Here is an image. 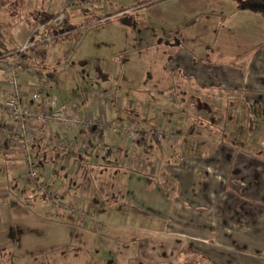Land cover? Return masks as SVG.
I'll return each instance as SVG.
<instances>
[{
  "label": "crops",
  "instance_id": "0c3cea01",
  "mask_svg": "<svg viewBox=\"0 0 264 264\" xmlns=\"http://www.w3.org/2000/svg\"><path fill=\"white\" fill-rule=\"evenodd\" d=\"M155 1L137 6L135 0L118 13L143 11L145 48L165 44L158 48V80L240 94L246 105L264 111V18L234 10V0ZM102 66L98 91L118 71L112 60ZM122 75L114 94L127 107L108 112L114 126L141 115V98L131 106L124 98L133 95ZM82 97L60 102L48 82L46 99L31 104L71 106L82 118L105 116L102 106ZM138 121L153 128L150 119ZM52 129L53 140L66 136L68 142L50 148L44 133L33 145L45 181L64 187L65 201L88 199L102 224L96 231L83 228L69 214L55 216L43 196L25 192V154L10 139L0 140V264H188L186 256L192 264H264V162L221 138L194 137L193 126L184 133L177 121L169 150L140 146L119 132L95 137V131Z\"/></svg>",
  "mask_w": 264,
  "mask_h": 264
},
{
  "label": "rangeland",
  "instance_id": "374dc122",
  "mask_svg": "<svg viewBox=\"0 0 264 264\" xmlns=\"http://www.w3.org/2000/svg\"><path fill=\"white\" fill-rule=\"evenodd\" d=\"M121 1L11 0L15 2V7L9 5L0 9V43H4L9 48H18L29 38L42 34L43 30H48L49 25L42 29L41 25L32 24L38 14L45 12L57 13V16L64 14L65 19L68 16L71 23L78 27L77 35L71 38L66 36L57 40L52 39L48 43L45 49L47 53L50 52L54 64L46 63L52 68L51 70L32 67V60L30 61L32 69L44 74L51 93L55 94L60 102L65 100L76 102L80 94L98 91L100 84L96 80L103 78L102 64L112 60L116 65L113 68L118 70L114 77L115 81L107 82L108 84L100 89L103 92H112L111 98L109 94L103 101L105 118H108L110 110L118 115L121 107H127L125 104H119L114 94V83L122 84L123 75L121 79L119 77L123 70L127 79L125 83L131 87L130 93L133 96H124V91L122 95L124 98L127 97L130 106L131 101L134 100L135 104L136 99L142 100V105L139 107L140 117H131L130 120L123 115L127 118L126 124L130 123L139 127L141 131H148L155 140L151 135L153 132L163 125L167 129L173 128L174 121L175 123L177 121L184 133L193 126L194 137L221 138L251 155L252 158L264 162V111L261 107L257 106L255 114L252 115L248 105L240 99L242 98L240 94L216 91L205 93L193 84L178 78L176 81L167 78L158 80L161 69L159 61L163 58L158 56L160 51L158 48L165 44L156 41L152 43L153 46L148 45L149 47L145 48L147 45H144L139 35L143 28L141 20L143 11L134 9L133 12L120 14L118 12L121 9L130 10L129 6L135 3V0H127L128 2L125 1L123 4ZM232 4L235 6L234 10L244 11L247 14L252 12L259 17L264 15V2L234 0ZM94 11L96 15L92 16L95 14ZM125 26L127 31L123 29ZM160 92L164 95H159ZM145 94L147 95L143 97ZM143 115L149 116L146 118L150 119L152 129H143L138 121L147 120ZM199 122L206 126L201 128ZM174 140L172 139L169 147L165 149L160 145L159 147L169 150ZM91 224L79 225L96 231L98 227L92 228ZM185 258L188 264L194 262L191 257Z\"/></svg>",
  "mask_w": 264,
  "mask_h": 264
},
{
  "label": "built area",
  "instance_id": "2783aa9c",
  "mask_svg": "<svg viewBox=\"0 0 264 264\" xmlns=\"http://www.w3.org/2000/svg\"><path fill=\"white\" fill-rule=\"evenodd\" d=\"M64 21L65 16L61 14L48 25L59 26ZM44 27L42 26V29ZM33 37L29 38L9 57L0 58V140L10 139L14 148L22 150L25 154L24 172L20 177L25 192L43 196L48 208L57 217L64 218L69 214L67 216L75 217L80 225L92 223V228L99 227L101 221L90 209L88 199L65 201L66 189L56 183L45 181V174L34 160L33 145L45 133L48 147L62 149L66 146L68 142L66 136L53 140L52 128L54 126L66 127L77 133L83 131L88 136L95 135V137L105 132H119L126 139L133 141L140 139L141 129L130 123L114 126L104 116L98 119L94 117L82 118L71 106H49L43 110L32 105V102L38 103L46 99L48 83L41 71L32 69L30 61L38 51L46 50L50 41V38H46V30ZM51 57L49 52L48 64H54ZM23 79L26 80V87L23 84ZM26 88L29 92L26 91ZM106 96L105 92L91 91L84 92L82 98L103 106ZM4 120L10 125H6ZM93 131L96 134L93 135ZM151 135L155 138L156 143L165 149V147H169L175 134L173 128L167 129L163 125ZM84 145L86 146V144ZM103 149L105 153L111 151L109 146H105Z\"/></svg>",
  "mask_w": 264,
  "mask_h": 264
},
{
  "label": "trees",
  "instance_id": "16d2710c",
  "mask_svg": "<svg viewBox=\"0 0 264 264\" xmlns=\"http://www.w3.org/2000/svg\"><path fill=\"white\" fill-rule=\"evenodd\" d=\"M255 1V0H254ZM260 2H264L263 0H256ZM155 0H136L137 6H150L154 4ZM15 7V2H11V0H0V9H3L8 6ZM57 13H40L38 14L34 19V22L32 24H37L41 26L48 25L53 19L57 17ZM261 17H264L262 15ZM78 27L71 23L70 18L67 16L63 24L59 26H51L49 25L48 30L46 31V38H50V41L53 39L57 40L60 38H65L66 36L68 38H71L72 36L77 35V29ZM38 35V34H37ZM18 48H9L4 43H0V58L9 57L13 53L16 52ZM47 51L46 50H40L37 52L36 56L32 58L31 65L32 67L39 68L41 70H51L52 68L47 65ZM250 112L252 115L255 114V105H249ZM264 113V112H263ZM140 146H149L153 143H156V141L150 136L148 131H141L140 139L138 141ZM151 147V146H150Z\"/></svg>",
  "mask_w": 264,
  "mask_h": 264
}]
</instances>
